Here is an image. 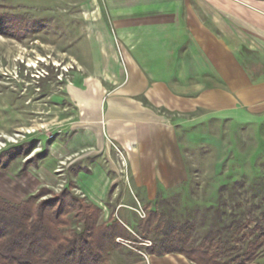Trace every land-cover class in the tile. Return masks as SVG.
<instances>
[{"label":"rangeland","instance_id":"374dc122","mask_svg":"<svg viewBox=\"0 0 264 264\" xmlns=\"http://www.w3.org/2000/svg\"><path fill=\"white\" fill-rule=\"evenodd\" d=\"M252 1L0 0V13L27 24L19 38L0 34V197L20 204L39 193L46 201L68 188L100 207L106 222L102 204L111 213L128 193L125 209L135 222L136 209H152L178 225L190 223L195 245L220 235L226 249L244 248L234 241L237 225H264V104L243 93L264 74V26L258 29L247 11ZM179 20L187 28L180 78L143 77L140 86L130 77L139 66L136 51L173 43L169 28ZM194 45L200 60L189 49ZM199 81L200 106L191 110L153 106L147 96L158 83L188 89ZM134 102L159 119L146 145L153 170L161 181L165 173L183 182L158 190L150 203L125 185L141 158L106 131L107 115H129ZM28 142L35 144L27 149ZM98 168L119 188L92 202L83 179ZM251 264H264V256Z\"/></svg>","mask_w":264,"mask_h":264},{"label":"trees","instance_id":"16d2710c","mask_svg":"<svg viewBox=\"0 0 264 264\" xmlns=\"http://www.w3.org/2000/svg\"><path fill=\"white\" fill-rule=\"evenodd\" d=\"M26 25L24 18L0 13L3 36L19 38ZM101 216L100 207L75 197L68 188L46 201H39V193L20 204L0 197V264H109L119 247L115 239L130 235L112 215L106 222ZM251 224L240 223L234 232L235 243L245 244L242 249H226L220 235L205 236L195 245L190 223L178 225L152 209L134 232L152 238L149 255H181L192 264H251L264 256V225Z\"/></svg>","mask_w":264,"mask_h":264},{"label":"crops","instance_id":"0c3cea01","mask_svg":"<svg viewBox=\"0 0 264 264\" xmlns=\"http://www.w3.org/2000/svg\"><path fill=\"white\" fill-rule=\"evenodd\" d=\"M248 5L247 11L258 19V29H263L264 26V0H254V2H246ZM172 29L174 32L175 38L173 43L168 42L167 44H156L159 48H146L145 50H137L136 51V61L139 62L138 68L136 71L131 68L130 69V77L136 78L138 80V84L142 86V82L139 79L143 77H152V78H173L177 77L176 72L180 73V68L185 69V59L182 66L179 68L180 62V53L182 56H186L187 51H184L186 37H185V23L181 20L178 21V25ZM174 28V29H173ZM176 40V41H175ZM146 45L151 46V43H147ZM156 47V46H155ZM190 51H193L194 60L201 59V51H199L194 45L192 48H189ZM185 58V57H184ZM172 62V63H171ZM176 63V64H174ZM172 64V66L170 65ZM141 66V67H140ZM182 71V70H181ZM148 72V73H146ZM180 75V74H179ZM199 78L200 75H194ZM185 77V76H184ZM177 78H180L179 76ZM258 82L251 83L250 86H247L245 90H243L244 95L249 94L248 98L256 99L258 104H264V74L262 76H258ZM167 83H158L157 87L151 88V90L147 91V96L152 101L153 106H160L165 109H172L178 111H185L187 108L189 110L196 108V106H200L201 102V82L192 86H187L185 83L179 85L178 88H173L170 83L169 86ZM245 84V83H244ZM233 87V84H231ZM131 89H134L132 85ZM140 89V88H138ZM136 89V90H138ZM135 90V91H136ZM74 98L77 99L78 104L84 103L79 97L78 93L72 92ZM135 92H133L134 94ZM187 94H193V99L187 100ZM197 95V96H196ZM81 109L84 107H80ZM126 110V108H122L121 106L116 110ZM134 112L129 115L110 113L107 115L106 120L107 128L106 131L110 135H114L116 140H118L121 145L132 153V157L140 160V164L146 167V169H140L136 162V164L132 165L134 171L132 174V181L129 184H126L129 189L136 191L138 195L141 196L143 200H146L148 203L155 200V195L158 190H168L175 189L179 184H182L181 181H176V178L170 179V177L166 178V174L163 173V178L165 181H161L158 176V172L153 170V165L147 159L151 157V154L148 153L146 145L150 141L152 134L157 133L159 129V119H157L153 114H148L146 109L143 108L140 102H134L129 110ZM149 168V169H148ZM90 174L84 177L83 179V190L87 193L88 198H93L92 202H95V198H104L107 191L114 186L116 189L119 188L118 184L111 182L110 178H108L107 174L101 169H92L90 170ZM170 172H168L169 174ZM162 177V176H161ZM126 187H123V190ZM125 198L122 197L120 200L116 201V208L113 212L109 213L106 207V204H102L105 214L112 215L114 219H117L125 229L132 233L136 231L138 222H135L132 218V215L126 211V207H131V198L128 193H124ZM115 195H113L114 198ZM127 196V197H126ZM116 200V199H115ZM108 214L105 216L106 220H108ZM119 247L111 254L109 264H192L187 259H185L181 255H165L162 257H157L155 255H149L148 253V261H145L140 254L136 250H140L139 248L129 249L124 246L118 245ZM147 252V251H146Z\"/></svg>","mask_w":264,"mask_h":264},{"label":"built area","instance_id":"2783aa9c","mask_svg":"<svg viewBox=\"0 0 264 264\" xmlns=\"http://www.w3.org/2000/svg\"><path fill=\"white\" fill-rule=\"evenodd\" d=\"M137 216L139 217L140 220H143L146 216L145 212L141 209V208H138L135 210ZM132 234L134 236H137V242H132V241H129L127 239H124V238H121V237H117L115 239V243L117 245H121V246H124L126 248H129V249H135L136 247L132 246V245H139V246H142L143 248H145L146 250H136L140 256L145 260V261H148V254H147V249L152 247V241L150 239H142L140 236H138L137 234H135L134 232H132Z\"/></svg>","mask_w":264,"mask_h":264}]
</instances>
